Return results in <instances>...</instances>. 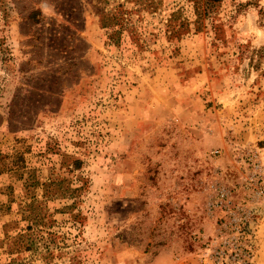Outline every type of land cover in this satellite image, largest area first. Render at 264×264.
I'll use <instances>...</instances> for the list:
<instances>
[{
  "label": "rangeland",
  "instance_id": "obj_1",
  "mask_svg": "<svg viewBox=\"0 0 264 264\" xmlns=\"http://www.w3.org/2000/svg\"><path fill=\"white\" fill-rule=\"evenodd\" d=\"M215 14L0 0V264H264V0Z\"/></svg>",
  "mask_w": 264,
  "mask_h": 264
},
{
  "label": "trees",
  "instance_id": "obj_2",
  "mask_svg": "<svg viewBox=\"0 0 264 264\" xmlns=\"http://www.w3.org/2000/svg\"><path fill=\"white\" fill-rule=\"evenodd\" d=\"M137 3H142V0H136ZM222 0H192L195 14H196V20L195 24L197 28H204L205 27V21L208 18H214L216 15V9L217 6L220 4ZM130 12L125 11L124 9L116 8L115 12H111L110 14H106V16H102L101 23L102 26L105 28L110 29V38L112 39V42L115 44L117 43V36L122 33L124 30H130L132 28L136 29V25L134 26L132 22L130 21ZM173 16L175 19H178L180 16V10H177L173 13ZM214 16V17H213ZM184 27H187L185 22L182 21V24L180 26H175L172 28L171 32L173 34L179 33L181 29ZM214 30L216 33H220L221 27L219 25H213ZM133 37H135L136 32H132Z\"/></svg>",
  "mask_w": 264,
  "mask_h": 264
},
{
  "label": "built area",
  "instance_id": "obj_3",
  "mask_svg": "<svg viewBox=\"0 0 264 264\" xmlns=\"http://www.w3.org/2000/svg\"><path fill=\"white\" fill-rule=\"evenodd\" d=\"M228 196V194L224 191V190H221L219 192V201L217 203L219 204H227V201H225L226 197Z\"/></svg>",
  "mask_w": 264,
  "mask_h": 264
}]
</instances>
